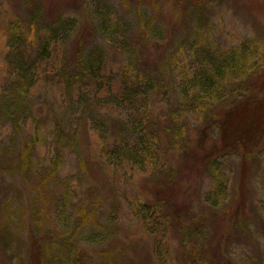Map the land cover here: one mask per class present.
Returning <instances> with one entry per match:
<instances>
[{
	"label": "rangeland",
	"instance_id": "obj_1",
	"mask_svg": "<svg viewBox=\"0 0 264 264\" xmlns=\"http://www.w3.org/2000/svg\"><path fill=\"white\" fill-rule=\"evenodd\" d=\"M207 1L197 21L179 0H0V264H264V146L245 160L209 153L219 128L181 102L202 48L251 41L264 54V0ZM12 30L53 40L19 102ZM94 47L95 79L82 67ZM125 72L141 77L137 108L160 128L157 165L130 160L137 136L124 127L138 110L117 102Z\"/></svg>",
	"mask_w": 264,
	"mask_h": 264
},
{
	"label": "trees",
	"instance_id": "obj_2",
	"mask_svg": "<svg viewBox=\"0 0 264 264\" xmlns=\"http://www.w3.org/2000/svg\"><path fill=\"white\" fill-rule=\"evenodd\" d=\"M179 1L187 4L188 8H185V11L192 20L204 21L206 19L205 9L209 5L207 0ZM110 24L109 20L104 19L101 25L107 28ZM150 25L153 24L142 26L146 29ZM150 33L158 35L160 32L153 29ZM9 39L13 60L11 65L14 67L10 75L13 85L11 91L14 99L16 98L19 102L22 95L28 93V90L37 82L36 68L40 61L50 57L53 40L44 35L34 41L28 40L27 34H20L14 30L10 33ZM27 40L35 45L36 52L32 56L29 53ZM202 50L204 56L199 66L200 69L195 70L190 77L186 78L185 88L181 92L183 96L181 102L190 108L202 107L211 117L212 123L208 124L209 127L212 125L213 128H219L218 144L213 146L209 153H214V151L220 153L230 148V150L240 151L245 160L246 156L253 155L257 148L264 146V121L259 116V110L262 106L264 108V54L260 52L259 46L251 41H245L219 54L211 52V49L207 47ZM104 63L103 51L99 47H94V52L87 57L82 67L88 74H94L95 79L105 68ZM116 95L120 100L117 102L133 106L138 110L133 119L124 127L125 131L137 136L134 142L136 146L133 149L130 148L131 151L135 149L137 156L136 158H134L135 155L130 157L131 162L157 165L162 149L160 128L152 122L151 117L145 120L146 115L140 111V108H137V104L145 99V85L141 77L132 72H125ZM183 107V105L182 108L177 107L178 110L176 108L178 115L182 113ZM138 115H140L139 118H137ZM173 121L177 131L187 137L188 131L178 126L175 117ZM172 143L180 148L190 149L186 140L184 143L179 139H172ZM168 192L167 190L160 192L158 198L161 202H164V194ZM215 192L217 193V189ZM159 209L161 214L162 207ZM87 241L94 242L97 239L88 235Z\"/></svg>",
	"mask_w": 264,
	"mask_h": 264
}]
</instances>
